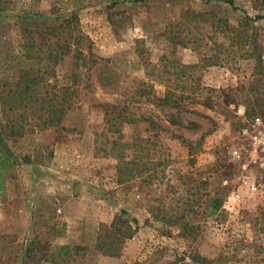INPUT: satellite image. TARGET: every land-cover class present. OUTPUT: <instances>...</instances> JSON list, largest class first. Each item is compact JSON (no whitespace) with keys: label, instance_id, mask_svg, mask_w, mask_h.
I'll return each mask as SVG.
<instances>
[{"label":"rangeland","instance_id":"obj_1","mask_svg":"<svg viewBox=\"0 0 264 264\" xmlns=\"http://www.w3.org/2000/svg\"><path fill=\"white\" fill-rule=\"evenodd\" d=\"M228 1L0 0V92L38 70L42 94L72 105L61 127L9 137L0 104L19 160L0 195V264H53L63 245L84 254L58 264H264V0ZM168 92L172 106L158 103ZM106 104L134 122L109 125ZM122 211L139 228L104 256L100 228Z\"/></svg>","mask_w":264,"mask_h":264},{"label":"trees","instance_id":"obj_2","mask_svg":"<svg viewBox=\"0 0 264 264\" xmlns=\"http://www.w3.org/2000/svg\"><path fill=\"white\" fill-rule=\"evenodd\" d=\"M213 0H206L211 2ZM228 3L231 6H235L234 0H229ZM75 21V17H72ZM254 21L264 20V16H257ZM76 25L71 27V38L74 39V44L77 45L83 39L81 32L77 31ZM78 59L84 56L83 52L78 51ZM259 62L262 61L261 57H257ZM41 74V75H40ZM264 77V73H263ZM45 76L38 70L24 71L19 79L14 84H6L3 90L0 92V104L2 116L4 118V127L7 130L9 137H22L27 132V123L29 121H38V126L41 129H47L49 127H61L62 122L71 108V104L67 106V102L56 94H42L41 85ZM7 88V89H5ZM61 95V93H60ZM157 102L166 104V106H172L173 101L171 94L168 92L165 97L157 99ZM105 118L109 125L115 126L117 123H133L134 119L116 105L106 104ZM114 122V123H113ZM190 146V144H189ZM191 148V146H190ZM191 151V149H190ZM19 164L17 156L8 148L3 138V132L0 131V195L5 191L6 184L3 179L8 171L13 169ZM222 201H218L214 206L215 211H218L221 207ZM175 223L179 222L176 219ZM138 220L129 218L125 211L116 214L113 221L110 224H102L99 235L97 237L95 249L101 252L104 256L119 257L122 253V246L128 240H131L138 228ZM179 229L183 232H189L193 238L196 235L191 231L194 230L187 223H177ZM84 250L81 246H69L63 245L57 248V251L51 256L50 262L57 263L58 256H64L66 258L80 256ZM179 254L175 255V259L172 261L167 260H152L150 262H135L133 264H210L204 257L198 252L191 254L189 260L185 257H179ZM48 261L49 259L46 258Z\"/></svg>","mask_w":264,"mask_h":264}]
</instances>
